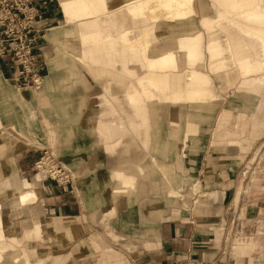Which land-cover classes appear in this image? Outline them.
<instances>
[{"label":"crops","instance_id":"crops-1","mask_svg":"<svg viewBox=\"0 0 264 264\" xmlns=\"http://www.w3.org/2000/svg\"><path fill=\"white\" fill-rule=\"evenodd\" d=\"M246 1L251 21L222 0H194V14L173 23L176 36L152 39L201 49L199 66L156 71L184 85L202 73L204 97L194 101L185 86L176 100L171 89L136 92L126 84L148 72L141 54L112 43L106 58L87 61L59 1L34 0L46 29L36 49L42 83H25L14 57L0 55V190L38 182L29 204L0 191L16 239L7 264L23 251L43 264L65 255L66 264H264V194L252 180L264 145V0ZM122 93L146 135L108 120L103 101ZM43 147L72 170L73 190L32 172ZM16 167L25 179L7 176Z\"/></svg>","mask_w":264,"mask_h":264},{"label":"bare ground","instance_id":"bare-ground-1","mask_svg":"<svg viewBox=\"0 0 264 264\" xmlns=\"http://www.w3.org/2000/svg\"><path fill=\"white\" fill-rule=\"evenodd\" d=\"M58 1L63 8L67 22L68 20L74 21L79 28V38L84 44V50L83 52L81 50L80 53L87 61L106 58L112 43L122 44L123 47L126 44L130 50L143 56L148 72L139 78L137 85L144 86V88L157 86L153 87L156 90H162L164 87L177 90L180 86H176L178 83L176 77L170 82L166 75H157L156 71L174 70L182 65L193 67L200 65L201 49L199 47L179 46L176 39L175 41H165V43L152 41L158 36L157 33L160 31L159 26L161 25L167 27L166 34L176 36V24L173 25V23L194 14V0H111L114 2L111 8L108 7L109 0ZM222 1L230 9L241 11L240 13L245 19L251 21L254 18L251 12L244 13L241 10L242 6L247 4L246 0ZM156 24L159 25L154 28ZM81 26L82 31H80ZM51 31L53 35L58 32L57 29ZM235 57L236 59L244 58L246 52L244 50L235 51ZM90 72L92 71L90 70ZM99 76L104 77V72H101ZM186 77L190 81L186 83L185 87H191V89H187L189 100L202 99L204 92L200 88L207 82V79L202 73L195 70L192 73H187ZM172 98L176 100L178 97L175 95ZM36 187L35 183L22 181V183H16L11 193L17 195L20 204H29L38 199ZM0 226L2 228L0 232L8 235L5 219L1 213V205ZM38 229L37 225L36 232ZM6 253V251L0 250V264L8 263L6 261L8 254ZM10 259L14 263L16 257L12 256Z\"/></svg>","mask_w":264,"mask_h":264},{"label":"built area","instance_id":"built-area-1","mask_svg":"<svg viewBox=\"0 0 264 264\" xmlns=\"http://www.w3.org/2000/svg\"><path fill=\"white\" fill-rule=\"evenodd\" d=\"M34 0H0V55L14 57L18 76L27 84H41L40 67L36 57L42 28L38 21L42 13ZM34 168L44 180L54 181L64 190H70L73 176L48 149L34 162Z\"/></svg>","mask_w":264,"mask_h":264},{"label":"rangeland","instance_id":"rangeland-1","mask_svg":"<svg viewBox=\"0 0 264 264\" xmlns=\"http://www.w3.org/2000/svg\"><path fill=\"white\" fill-rule=\"evenodd\" d=\"M58 17H60V15L58 16ZM53 23H56V22H53ZM51 25H52V23H51ZM172 25V24H171ZM168 26V25H167ZM169 27V26H168ZM83 30V28H82V26L80 27V31H82ZM166 30H167V27L165 26V29H164V31L161 29V27H160V31L157 33L159 36H166L167 34H166ZM46 31V29H43L42 28V31H41V37L40 38H42L43 37V34H44V32ZM170 35H172V34H170ZM50 40H52L53 42H55V39L53 38V37H50L49 38ZM40 40V39H39ZM38 40V41H39ZM36 57H37V61H38V56H37V53H36ZM38 63H39V67H40V70H41V68H42V64L40 63V61H38ZM233 68V67H232ZM174 70H176V69H174ZM139 80V78L138 79H136L135 81H133V82H131V84H126L127 86H129V87H132V88H134V90H136V92H138L139 90H142V89H144V86H140V85H137V81ZM177 81H178V83H177V85L176 86H181L179 89H177V90H182V87L183 86H185L184 84H183V82H182V80H180L179 78H177L176 79ZM42 83V82H41ZM180 83H181V85H180ZM179 84V85H178ZM212 85V84H211ZM152 87H157V86H152ZM161 87H162V85H161ZM164 89H171V88H168V87H164ZM171 91L173 92V96H175L176 95V90H174V89H171ZM135 96H137V95H135ZM172 96V97H173ZM108 97V96H107ZM176 97H178V96H176ZM185 97L189 100V95L188 94H186L185 95ZM207 99H208V97H207ZM110 102L108 103H106V101H103V103H104V105L106 106V108L108 109L107 111V116H109L110 118L108 119V120H111V124H114V122L115 121H118L117 122V127H116V131H122V132H125V130H126V127H127V129H130L131 131H133V132H137L139 129H141V128H143L144 130H143V135H146L147 134V130H148V127H147V120H141L140 118H137L136 116H134L133 115V109H132V107H131V105H129L128 103H127V101L125 100V97H124V95H123V93H122V96L121 95H119V96H115L114 95V97L113 96H111V100H109ZM115 104V105H114ZM117 106V107H116ZM104 114V113H103ZM124 120H125V122H124ZM111 130H113L114 131V129L111 127L110 128ZM110 133V132H109ZM130 133V132H129ZM137 133H139L140 134V131H138ZM20 137H21V135H20ZM28 137V136H27ZM30 138V137H29ZM14 138L13 137H10V138H7L6 139V144L9 146L11 143H13L12 142V140H13ZM22 139H26V136L24 137H22ZM30 140L31 141H29V143L28 144H35V145H37L38 144V142H36V140H34L33 138H30ZM18 146H20V143H17V145L15 146V147H18ZM38 146H40L39 144H38ZM45 149H48V148H45V147H43L41 150H42V152H43V150H45ZM48 150H50L55 156H56V158L65 166V167H67L70 171H71V173H72V170L64 163V162H62L61 160H60V158L58 157V155H57V153L53 150V149H48ZM260 151H261V155H260V159L259 160H256L255 161V165H257L258 166V168H257V173L256 174H254L253 176H252V180L259 186V189H260V192H262L261 194H264V145L261 147V149H260ZM42 152H41V154H42ZM40 154V155H41ZM40 157V156H39ZM38 157V158H39ZM38 158H37V160H38ZM36 161V160H35ZM34 161V162H35ZM34 162H33V164H32V172L35 174L36 172L39 174V180L42 182V181H46V180H44V178L42 177V175L34 168ZM1 166V165H0ZM17 168V167H16ZM16 175L18 178H24L23 177V175H22V172H20L19 171V169L17 168L16 170H14V171H12L11 173H9L8 174V177H11L12 175ZM72 176H73V173H72ZM25 179V178H24ZM73 180H74V176H73ZM73 180H72V182H73ZM23 181H26V180H23ZM27 182V181H26ZM54 182V181H53ZM27 183H29V182H27ZM37 184H38V182H36ZM36 183H35V186H36ZM55 183V182H54ZM56 184V183H55ZM73 184V183H72ZM57 185V184H56ZM58 186V185H57ZM73 187L71 186V189L70 190H73L72 189ZM3 190L8 194V193H10V194H12L11 193V191L10 190H8V189H1L0 191L1 192H3ZM1 226H0V231H1ZM12 241H16V239L13 237V236H11V235H4L3 233H1L0 232V250L2 251H6V252H8V250L9 249H12V248H14L15 246H14V244H13V242ZM20 245V244H19ZM18 245V246H19ZM23 248V247H22ZM23 250H25L24 248H23ZM27 252V251H26ZM27 254L29 255V253L27 252ZM22 256H23V259L21 260L20 258H18L17 256H15L16 257V260H15V262L14 263H17V264H41L42 262H35V261H30L28 258H27V256H26V254L24 253V251H23V253H22ZM66 257H64L65 258V262L67 263V255H65ZM29 257H30V255H29ZM68 258H70V256L68 257ZM65 263V264H66ZM43 264V263H42ZM59 264H61V263H59ZM71 264H77V263H71Z\"/></svg>","mask_w":264,"mask_h":264}]
</instances>
